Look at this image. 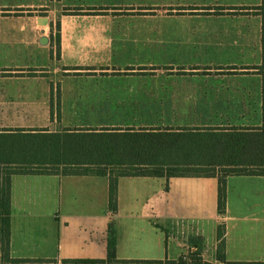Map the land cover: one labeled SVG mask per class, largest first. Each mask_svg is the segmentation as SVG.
<instances>
[{
  "label": "crops",
  "instance_id": "obj_1",
  "mask_svg": "<svg viewBox=\"0 0 264 264\" xmlns=\"http://www.w3.org/2000/svg\"><path fill=\"white\" fill-rule=\"evenodd\" d=\"M192 1L171 5L169 9L179 13L168 19L177 17L185 23L190 16L183 12L189 7L195 8L198 14L207 10L206 14H210L207 32L203 33L198 27L189 32L182 28L180 32L169 33V40L215 42L205 49L210 61L193 64L210 63L219 69L231 67V71H227L230 78L225 81L182 87V94L186 96L172 100V106L205 109H196L188 117L191 125L176 127L261 126L262 81L253 68L262 62V23L255 10L261 0ZM117 7H125L123 0H0V71L9 73L0 78H24L28 72L37 77L35 73L43 69L56 74L59 66L77 71L92 70L97 77H107L104 74L120 65L109 44L118 39L116 26L120 16L110 13ZM215 8L220 11L217 15L210 13ZM58 19L59 58L54 36ZM193 21L199 23L198 19ZM254 28L260 34L257 42ZM44 37L47 43L41 42ZM190 47L199 48L196 44ZM181 67L174 75L189 74ZM190 74L201 73L198 70ZM202 74L210 76L212 72ZM9 85L16 90L6 95L11 100L9 106L22 108L7 112L4 121L79 124L62 129L132 127L114 124L117 115L98 108L125 104V99L119 102L112 96L115 90L125 89L118 83L13 81ZM58 105L60 109L55 111ZM0 128L47 126L28 124ZM155 180L165 179L121 178L118 211L113 216L108 207L109 183L105 177L13 176L11 256L57 260L59 264L67 259H105L109 224L114 219L117 257L122 260H177L196 251L198 245L194 241L201 240L203 260L224 264L216 260L217 227L223 223L227 262L264 263V177H229L224 215L217 211L216 178L165 180L169 188L164 195L166 200L160 204L158 196L147 190H152ZM174 186H179L182 193L174 195ZM133 189L138 192L141 189L143 194L132 193Z\"/></svg>",
  "mask_w": 264,
  "mask_h": 264
},
{
  "label": "trees",
  "instance_id": "obj_2",
  "mask_svg": "<svg viewBox=\"0 0 264 264\" xmlns=\"http://www.w3.org/2000/svg\"><path fill=\"white\" fill-rule=\"evenodd\" d=\"M261 17L262 62L253 67L262 81V125L245 127H127L104 129L0 128V264H59L57 260L17 259L11 248V179L13 176L105 177L109 211H118L121 178H216L217 211L224 215L229 177H264V0ZM60 39V23H58ZM59 49V48H58ZM58 110L60 105L57 106ZM216 260L227 262L225 225L217 227ZM115 220L108 229L105 259H67L61 264H211L197 250L177 260H122L117 257Z\"/></svg>",
  "mask_w": 264,
  "mask_h": 264
},
{
  "label": "rangeland",
  "instance_id": "obj_3",
  "mask_svg": "<svg viewBox=\"0 0 264 264\" xmlns=\"http://www.w3.org/2000/svg\"><path fill=\"white\" fill-rule=\"evenodd\" d=\"M181 1L190 2V0H123L125 7L114 8L110 13L120 16V22L116 26L118 39L109 42L110 47L119 59V66L111 68L106 74L107 77H97L98 74H93L92 70H75L74 68L57 67L56 74H52L48 69H43L39 73H35L37 77H33L34 73L28 72L24 78H0V127L28 125L46 127L52 131L62 130L63 126L73 127L79 125L75 122L49 123V122H10L4 121L5 114L13 109L20 110V106H9L11 100L6 96L16 90L9 83L13 81H61V82H110L118 83L120 87L125 89L114 91V97L122 101L125 99V104L111 107H98L99 109H108L113 111L116 116V125L132 126V127H151V126H184L191 125L188 117L194 114L196 109L204 110L205 107H192L189 105L172 106L170 103L175 98H182V87L193 84L225 81L230 77L227 76V69H219L213 64H203L196 66L195 61L207 62L210 61L206 52L207 45H214L215 42L209 44L202 43H185L174 42L169 40V33L180 32L182 28L190 31L191 28L198 27L203 33L207 32V21H209V13L207 10L198 14L195 8H190L184 11L185 15L190 16L183 23L177 20V17L170 19V15H178L179 11L169 9L171 5L181 3ZM192 1V0H191ZM193 2V1H192ZM153 4V6H150ZM168 5V7H167ZM218 8L213 9L210 13H219ZM199 11V10H196ZM105 13V12H101ZM204 13V14H203ZM213 14V15H214ZM198 15V17H195ZM200 15H206L203 18ZM174 19V20H172ZM193 19H198L196 24ZM200 19V20H199ZM59 19L54 26V36L56 40V57L59 58ZM256 24V21L254 22ZM256 27V26H255ZM52 35V31H51ZM259 30L254 28L255 41L259 38ZM257 42V41H256ZM198 45L199 48L190 46ZM198 56V57H197ZM181 66L185 67V71L189 74L185 76H177L174 73L179 71ZM2 66L0 65V68ZM200 71L201 74L194 76L190 73ZM211 71L212 74L207 76L202 74L205 71ZM80 71V72H79ZM219 71V72H217ZM101 73V72H100ZM9 74L5 71H0V75ZM13 74V73H12ZM29 75V77H28ZM102 75V74H101ZM186 93L188 92L185 90ZM18 92H23L19 90ZM133 103V105H131ZM55 107V111H56ZM69 110V107H65ZM187 118V119H185ZM102 124V123H96ZM175 183V182H173ZM153 185V186H152ZM151 188H147L154 195L158 196V202L163 203L164 197L169 184L165 180H155L152 182ZM133 187H135L133 185ZM126 190V188H123ZM132 191V193L143 194L142 191ZM173 194L182 193L179 186L173 187ZM128 193V191H125ZM148 201V199H147ZM208 202L206 204V213L209 212ZM163 219L159 221L162 222Z\"/></svg>",
  "mask_w": 264,
  "mask_h": 264
},
{
  "label": "water",
  "instance_id": "obj_4",
  "mask_svg": "<svg viewBox=\"0 0 264 264\" xmlns=\"http://www.w3.org/2000/svg\"><path fill=\"white\" fill-rule=\"evenodd\" d=\"M47 41H48V39L46 37H44L41 42L42 43H47Z\"/></svg>",
  "mask_w": 264,
  "mask_h": 264
}]
</instances>
